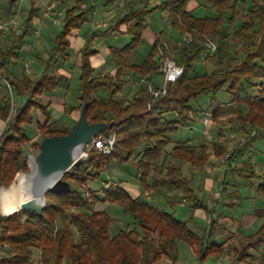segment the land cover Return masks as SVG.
I'll return each instance as SVG.
<instances>
[{
  "label": "trees",
  "instance_id": "16d2710c",
  "mask_svg": "<svg viewBox=\"0 0 264 264\" xmlns=\"http://www.w3.org/2000/svg\"><path fill=\"white\" fill-rule=\"evenodd\" d=\"M7 1L10 14L15 0ZM68 1L72 3L68 5ZM95 1L56 0L63 10V21L52 39L47 58L41 60L42 71L37 79L14 74L11 58L19 55L39 9L31 7L24 15L19 34L12 32L11 38L1 37L4 31L0 29V79L6 90L0 101V120L4 123L0 131V187L8 188L19 172L28 170L24 147L30 138L25 125L32 123L29 115L32 109L44 118L42 123H36L41 137L64 135L72 129L57 127L51 121L48 104L40 97L45 92H53L62 83L58 62L69 60V36L90 19L96 9ZM114 1L105 0L102 5L108 6ZM138 1L141 5L135 0H122L124 12L103 30L95 29L86 35L78 52L80 102L77 109L80 111L86 104L88 123L114 122L100 133L104 137H115L111 152L89 151L79 167L64 173L62 177L69 182L71 190L63 194L48 192L46 206L40 215L28 210L0 214V264H32L34 249L38 251L37 264H154L163 257L174 264L178 259V240L190 247L198 263L211 259L208 264H223L215 261L225 252L224 240H216L218 221L213 216L216 209H208L195 195L189 179L181 174L179 163L184 161L203 169L210 163L207 145L201 142L196 149L179 143L166 150L169 135L179 127L189 126L197 111L192 103L205 95L210 99L207 107L215 121L222 107L216 95L228 93L229 103L235 104V114L225 122L238 124L245 132L243 140L233 144L232 148L218 140L210 141L213 158H224L223 178L230 173L246 183L259 181L255 189L264 197V171L257 172L251 162L232 165L236 156L243 155L257 140H264V81L259 83L261 88L257 96L239 95L245 85L251 87L255 79L264 80V0H196L198 6L210 12L202 17L193 15L188 8L192 0H160L151 7L148 0ZM155 11L167 13L173 30L189 32L192 36L191 40L181 41L172 49L170 56L183 72L176 79L167 81L166 92L156 97L140 83V79L150 80L153 75L160 74L157 50L162 40L154 39L142 62L130 61L141 41L146 18ZM112 32L127 34L130 40L122 47L108 48L115 73L96 74L90 60L98 53L93 40ZM207 36L216 39V51L210 56H204ZM229 38L239 47L229 49ZM209 65L211 69L207 68ZM126 71L139 83L128 103L118 99V94L130 82L124 78ZM13 96L18 99L17 105ZM242 104L247 107L244 115ZM169 113H175L176 118L168 120L165 115ZM39 146L40 142L32 144L35 149ZM162 155V163L155 165ZM130 161L136 167L144 196L150 193L158 198L164 195L165 188H171L175 194L168 200L170 206L181 203L190 209L203 210L210 220L207 226L198 232L199 228L192 226L193 217L177 219L173 213L158 209L151 202L133 198L122 181L103 179V173L112 164L123 165ZM163 169L164 174L161 173ZM151 170H159L161 175H152ZM98 181L104 183L98 189L82 187ZM233 195L239 196V193L236 191ZM98 202L117 203L131 221L111 234L109 228L117 220L104 210L93 208ZM236 203L228 200L224 206L232 207ZM252 212L263 221L246 235L244 246L231 249L234 263L264 264V208H255ZM256 247H261L260 259L251 262L249 250Z\"/></svg>",
  "mask_w": 264,
  "mask_h": 264
},
{
  "label": "rangeland",
  "instance_id": "374dc122",
  "mask_svg": "<svg viewBox=\"0 0 264 264\" xmlns=\"http://www.w3.org/2000/svg\"><path fill=\"white\" fill-rule=\"evenodd\" d=\"M2 1L3 0H0V5H2ZM104 1L105 0H96L95 1L96 7L98 8L99 6H101ZM29 2H31V0L24 3L22 6L24 7V12L22 14V17L29 10V6H28ZM71 3L72 1L67 2L68 5H70ZM196 4H197L196 0H193L190 2L191 6H195ZM42 7L43 9L41 13L39 14V19H40V22H43V24H46V23L48 24L45 30L46 37L44 36V39L41 43L33 42V44L31 45L32 48H36V46H38L37 50L36 49L34 50L35 52L25 55V58L17 61V64L14 62L15 66H13V72L16 75H21L25 73L26 64L31 66L33 73H36V74L38 73V68L40 66V61L38 59V56H42V57L46 56V52L50 48V45H51L49 38L55 33H58V31L60 30V27L63 21V10L60 9L58 2H56L55 0H46L45 5H43ZM119 7L121 6L117 5V8ZM202 13L203 15L210 14V12H208L207 10L204 12L201 11V14ZM22 17H21V22H22ZM19 19L20 17L18 18L17 21H19ZM115 19H116V14L115 16H113V18L109 17L108 20H105V21L100 20L99 24L101 28L104 29ZM0 23H3L5 26L3 28L4 33L2 34L1 37L11 38L12 32L19 34L21 28L18 27L17 25L14 26L11 23H9V14L7 15L2 14V16H0ZM90 23H91V20L86 22L82 26L83 28L81 29V31L82 32L86 31L89 28ZM165 29H168V28H165ZM175 32H176L175 30L172 31L173 34H175ZM33 35H36V34H33ZM165 35H167V33ZM159 36H162V35H159ZM34 37L38 38L37 36H34ZM165 37L166 36H163V41H166L171 48H174V46H176L178 43L183 41L181 33H179L180 38L177 39L176 41L174 39H170L171 41L165 40L166 39ZM99 38H100L99 43H105L107 45L117 46V47L118 46L122 47L130 40L129 35L122 34L119 32H115V34L111 35V37L105 38L103 36H100ZM206 38L216 42V39H212L208 36ZM149 46H150V43L147 38V33H145L142 41H140L138 46L135 48L137 52L136 54L138 56L140 55L146 56L147 52L149 51ZM227 47L229 49L238 48L239 44L234 39L229 38L227 40ZM69 51L70 53H73L72 55L73 59L71 62L74 65V63H76L77 61V54L76 52L74 53L73 50L71 49ZM58 64L60 68L62 69L63 63L59 61ZM207 68L211 69V66L209 65ZM79 73L80 71L78 72V76L76 77V75H74L72 81L70 82V86H69L70 92L68 93V96H67L68 101L70 103L75 102L76 100L75 94L79 92L78 90ZM125 75L129 76V72L126 71ZM129 78L130 80H133L131 76H129ZM160 79H161L160 83H162L161 75H160ZM263 81L264 80L262 79H255L253 81L254 85L251 87L245 85V87L240 90L239 95L247 96V97L257 96L261 88L259 86V83ZM59 88H62V87L59 86ZM56 92L57 91H55V93ZM47 94H49V92H45L43 95L44 97L42 96L43 101H44V98L47 96ZM2 95H6V90H5L4 84L2 83L0 79V101H1ZM13 99L15 101V105H17L18 99H16V96H13ZM216 99L218 100V102H221V103L227 101L228 104L220 107V114L215 121L212 119L210 109L207 107L208 102L210 100L209 97L207 95L202 96L198 98L195 103L194 102L192 103V105L194 106V109L197 111L196 113H194V119L189 123V126L179 127L177 131L171 134V139L174 143H177L179 141H187L189 144H191L194 141H196V137L199 136L201 132L203 131L202 125L205 126L206 128L205 130H207L205 131L206 134H210L209 133L210 129H208L209 126L213 128L212 135H210L211 137L198 138L197 142L195 143L196 149L198 148V144L201 142H204L207 145V148H208L207 151L210 154V163L206 165L203 169H198L184 161L179 162L181 166V174L189 179L190 186L193 189V192L204 204L208 206V209H212V208L216 209L213 213V216L218 221V229L216 231V235H217L216 240L220 242L224 240L225 252L222 257L216 258L215 261L219 263H223V264H244L241 262L234 263L235 257L233 253L231 252V249L233 247L244 246L247 242L246 235L250 232H253L256 229V227L263 221V219L254 216L252 211L255 208H264V197L259 196L255 189L256 184L259 181L252 182V183H246V182H243V180H241L240 178L231 175L230 173H228L224 179L223 174H224V171L226 170L225 165H224V158L222 159L213 158V151H212V146H211L210 141L218 140L220 142L225 143L229 148H232L233 144L241 142L243 138L245 137V132L241 130L238 124H230V123L225 122V120L228 117L234 116L235 114V111H234L235 104L229 103L230 95L226 92H219L216 95ZM51 107H52L51 109H54L53 106ZM241 111H242V115H244L247 111V107L244 104L241 105ZM204 117L207 118L206 124H203L202 122V119ZM212 121L214 122L213 124H212ZM3 125L4 123L0 120V131L3 128ZM61 126L63 125H57V127H61ZM25 129H26L27 136L30 138V142L24 147V156L26 158L28 170L26 172H19V173H29L30 172L29 171V165H30L29 155L32 154L35 156L39 152V149H35L34 147H32V144L35 142L41 143L43 139V137H41L38 134L36 123L34 121L31 124H26ZM217 134L219 135L217 136ZM162 161H163V155L158 159V161H156L155 165H160ZM243 162L253 163L256 167L257 172L259 173L264 171V140L262 139L257 140L249 150L244 152L243 155L236 156L233 160L232 165L240 166V164ZM175 163L178 164V162L176 161ZM155 165H152V166L155 167ZM161 173L164 174L165 169H163ZM151 174L159 175L160 171L157 170L155 172V170H151ZM108 177L110 178L112 182L120 180L122 181L121 184L123 186H126L127 188H130L131 190L136 189L138 192H142L141 183L137 177V171H136L135 165L133 164V161H130L123 165H118L115 163L113 166L108 168V170L105 173H103V179H107ZM15 180L16 178L13 180V182ZM223 180L225 181V183H222ZM147 181L150 182V179H147ZM103 184L104 183L101 181H98L96 183V185L99 188ZM84 185H85L84 188H93L95 186L93 183H87ZM95 188L98 189L96 186ZM222 188H224V190ZM236 191L239 193V196L233 195L235 194ZM180 192H182V190ZM149 194L145 196H148L150 198L149 199L150 201H148V199H146L145 197H143V199L146 200L147 202L153 203L152 202L153 197ZM169 194L170 195L175 194L174 190H172L171 188H165L164 195H161L158 198L156 197V201L154 202L156 207L158 209H164L168 212L173 213L177 219L187 220L189 219V217H192V209L184 206L183 204L176 203L173 206H170V204L168 203V199H167ZM178 195L175 196L176 199ZM228 200H234L238 203H236L232 207L224 206V204ZM93 208L102 209L110 217L117 220V222L114 224H111L109 228L111 234L116 233L118 228L124 227L126 223L131 221L130 217L128 215H125L122 212L121 207L117 203L98 202ZM0 214L10 215V214H4L1 211H0ZM194 219H195L193 221L194 224L192 226L194 229L199 228L197 229L198 232H200L204 226H207V224L210 221L208 217L204 219H201V218H194ZM176 245H177L176 250L178 254V259L174 264H208V263H211V259L203 263H198L190 247L183 241L178 240L176 242ZM260 252H261V247H256L254 249L249 250L250 257L248 258V260L251 262H258L260 259ZM37 257H38V251L34 249V257H33L32 264H35L37 262ZM154 264H173V263L169 259L163 257Z\"/></svg>",
  "mask_w": 264,
  "mask_h": 264
},
{
  "label": "crops",
  "instance_id": "0c3cea01",
  "mask_svg": "<svg viewBox=\"0 0 264 264\" xmlns=\"http://www.w3.org/2000/svg\"><path fill=\"white\" fill-rule=\"evenodd\" d=\"M157 1H160V0H148V2H147L148 6L149 7L153 6ZM45 3H46V0H31V2L28 3L29 9L31 7H35L37 9H39V11L33 17L32 28L30 29L28 35L24 39V42L21 46L19 55L11 58L13 63L15 62L17 64V61L25 58V55H28L30 53L35 52L34 50L35 49L37 50L38 46H36V48H32L31 45L33 44V42L41 43L44 39V36L46 37L45 30H46V27L48 26V24L47 23L43 24V22H40V19H39V14L41 13V11L43 9L42 6L45 5ZM135 3L137 5H141V3L138 0H135ZM117 5H119L121 7L117 8ZM189 5H190V3H189ZM189 5H188V8L190 10H192L193 15H195L197 17L204 16L203 13L201 14V11L204 12V9L200 6H198V2L195 6H191V5L189 6ZM7 8H8V1L3 0L2 5H0V16H2V14H5V15L8 14ZM199 8H201V9H199ZM23 12H24V7L22 9V13H21L20 19H19L18 24H17V26L20 27L21 29H22L21 17H22ZM123 12H124V7L122 6V0H115L113 4L108 5V6L101 5L98 8L96 7L95 11L93 12L92 16L89 19V20H91L89 28L86 31L82 32L81 29L83 28L82 26L85 24L84 23L79 30L74 31L69 36L70 49L73 50L74 53L76 52L77 61L73 65V63L71 62L73 59V57H72L73 53H70L69 60L66 62H62L63 63L62 69L60 68V66L58 64V66H59L58 72L63 75V81L59 85L62 88H59V86H58L53 92H49V94H47V96L44 98L45 102L43 101V97H44L43 95L44 94L42 95L43 97L42 96L40 97V99L43 103L47 102L46 104H48V108H49L50 114H51V121H54L56 125H63V126L72 128L79 118V110L77 109V106L79 105V102H80L79 101L80 92H77L75 94L76 100L74 103H70L68 101L67 96H68V93L70 92V87H69L70 82L72 81L74 75H76V77L78 76V72L80 71V68H79L80 57H79L78 52L84 43V39H85L86 35L92 33L95 29L103 30L101 28V26L100 27L96 26V24H98L100 20H103V21L108 20L109 17L113 18V16H115V14H116V18H117V16ZM24 15H23V17H24ZM23 17H22V20H23ZM124 28H125L124 26L120 27L121 30H124ZM165 28H168V29H165ZM21 29H20V31H21ZM172 31H173V29L169 25L167 13L162 12V11L153 12L152 14H150L146 18V26L142 32L141 41H142L145 33H147V38H148V41L150 43V46H149V51H150L152 43L156 37H159L161 40H163V36H166L165 40L174 39L175 41L180 38L179 32L176 31L175 34H173ZM32 33L36 34V35H33ZM164 33L165 34L167 33V35H165ZM56 34L57 33H55L54 35H52L49 38L51 45H52V39L54 38V36ZM113 34H115V32H112V33L108 34L107 36H103V37H105V38L111 37V35H113ZM159 35H162V36H159ZM34 36H37L38 38H35ZM100 36H97L93 40V47L98 50V53L91 56V58H90L92 66L95 68L96 74L113 75L115 73V70L113 68V64H112V62L110 60V56H109L108 48L110 47V45H107L105 43H99V40H100L99 37ZM51 45H50V47H51ZM115 47H117V46H115ZM118 47H120V46H118ZM32 49H33V51H32ZM48 50H47V52H48ZM149 51L147 52L146 56L148 55ZM47 52H46V56H43V57L38 56V59L40 61V66L38 68L37 74L33 73L31 66H29L27 64L25 65L26 71L23 74L27 75L31 79H37L40 75V72L42 71L41 60H44L47 58ZM136 53L137 52L135 49L132 57L130 58V61L132 63H140L146 58L145 55L144 56L143 55L138 56ZM201 63L204 65L205 62L202 61ZM23 74H21V75H23ZM17 76H20V75H17ZM129 76H130V74H129ZM129 76L124 75V78L130 80ZM150 81H152V83L154 85L159 86L161 84L160 83L161 82L160 74L153 75L150 78ZM138 87H139V83L136 81L135 78H133V80H130V82L126 85V87L124 88L122 93L118 94V99L124 100L125 103L130 102L132 100L133 94L138 89ZM55 91H57V92L55 93ZM227 104H228L227 101L222 102L221 106H225ZM51 106H53L54 109H51L52 108ZM29 115L31 117L32 122L34 121L35 123H38V122L42 123L44 120V118L41 116V114L37 110L32 109L30 111ZM165 117L168 120H173L176 118V115H175V113H169V114H166ZM213 123L214 122L212 121V124ZM63 126H61V127H63ZM202 127H203V131L201 132V134L199 136L196 137V141H194L191 144H189L187 141H179L177 143H174L171 139V134H170L169 135L170 142L166 146V150L169 151L175 144H179V143L184 144V145H188L191 147H195L196 146L195 143L197 142L198 138L211 137L210 135H212V129L213 128L211 126H209L208 129H210V131H209L210 134H206L205 131H207V130H205L206 129L205 126L202 125ZM113 165L114 164H112L111 166H113ZM107 179H110V178L108 177ZM94 185L98 188V186L95 183H94ZM95 186L93 187V189H96ZM123 187L129 192V194L133 198H140V199L142 198L143 199V197H146L142 194V192H138L136 189L131 190L130 188H127L126 186H123ZM168 198H169L168 200H172L174 198V194L173 195L169 194ZM147 199H148V201H150L149 197ZM152 200H153L152 204H154V202L156 201V198L153 197ZM169 213H171V212H169ZM192 217L204 219V218H206V215L203 212V210H201V209H192Z\"/></svg>",
  "mask_w": 264,
  "mask_h": 264
},
{
  "label": "water",
  "instance_id": "95a60500",
  "mask_svg": "<svg viewBox=\"0 0 264 264\" xmlns=\"http://www.w3.org/2000/svg\"><path fill=\"white\" fill-rule=\"evenodd\" d=\"M113 123H88L86 104L84 103L80 108L79 118L71 130L64 135L44 137L40 143L38 154L35 156L29 155L30 158L33 157L35 160V180L38 187V197L22 201L19 208L13 212L28 210L40 215L46 206L45 195L48 192L55 194L69 192L71 190L70 184L62 176L70 168L79 167L85 159L76 157L77 149L81 150L88 140L100 134ZM29 171H32L30 165Z\"/></svg>",
  "mask_w": 264,
  "mask_h": 264
},
{
  "label": "built area",
  "instance_id": "2783aa9c",
  "mask_svg": "<svg viewBox=\"0 0 264 264\" xmlns=\"http://www.w3.org/2000/svg\"><path fill=\"white\" fill-rule=\"evenodd\" d=\"M30 0H15L13 5L11 6L10 14H9V23L12 25H17L18 18L21 15L23 4ZM97 27H100V24H96ZM5 26L3 23H0V29H3ZM182 39L183 41H189L192 39V36L189 32H183ZM172 49L166 41H161L160 45L158 46L157 50V57L159 62V71L162 78V83L159 86H156L150 80H145L144 78L140 79V83L146 85L149 91L153 94L154 97L158 96L159 94H164L165 84L169 80H174L181 75L183 72V68L175 64V62L171 58ZM216 51V43L210 39L206 41V47L204 51V56L213 55ZM167 52V53H165ZM203 124H206L207 118L204 117L202 119ZM115 142V137L113 135H109L107 137L98 134L92 137L90 140L85 143L81 149L83 152V158H86L89 151L97 150L103 154H108L111 152L113 145ZM83 188L85 185L82 186ZM86 189V188H84ZM37 264V263H35Z\"/></svg>",
  "mask_w": 264,
  "mask_h": 264
},
{
  "label": "bare ground",
  "instance_id": "6f19581e",
  "mask_svg": "<svg viewBox=\"0 0 264 264\" xmlns=\"http://www.w3.org/2000/svg\"><path fill=\"white\" fill-rule=\"evenodd\" d=\"M83 156V152L77 149L76 157L83 158ZM30 166L31 172L20 173L10 187L0 188V211L2 213L10 214L19 208L22 201L38 197V187L35 180V160L33 157L30 158Z\"/></svg>",
  "mask_w": 264,
  "mask_h": 264
}]
</instances>
